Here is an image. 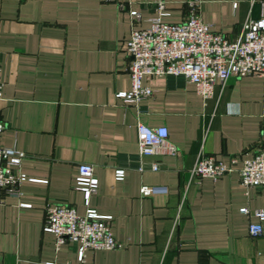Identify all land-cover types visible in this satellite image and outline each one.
I'll list each match as a JSON object with an SVG mask.
<instances>
[{"label":"crops","instance_id":"obj_1","mask_svg":"<svg viewBox=\"0 0 264 264\" xmlns=\"http://www.w3.org/2000/svg\"><path fill=\"white\" fill-rule=\"evenodd\" d=\"M158 1L0 0V146L26 153L15 171L28 177L19 196H2L0 264H264V230L249 232L264 220L240 211L264 210V187L243 186L237 171L264 145V77L232 76L205 99L183 77L145 76L153 96L141 114L118 96L132 86L130 11L147 28ZM263 11L264 0H203L201 17L233 39ZM164 12L163 21L182 22L186 0H165ZM139 117L167 126L178 153L140 155ZM200 155L238 161L219 179L201 178L192 174ZM81 163L94 164L99 179L89 205L75 187ZM116 167L126 168L121 180ZM144 185L164 190L144 196ZM54 203L111 215L121 246L83 259L71 241L57 248L43 229Z\"/></svg>","mask_w":264,"mask_h":264},{"label":"built area","instance_id":"obj_2","mask_svg":"<svg viewBox=\"0 0 264 264\" xmlns=\"http://www.w3.org/2000/svg\"><path fill=\"white\" fill-rule=\"evenodd\" d=\"M186 3L187 17L182 22L170 23L161 18V15L166 14L165 0H159L157 8L160 16L152 18L147 28L138 26L141 13L138 10L130 11L132 30L126 52L130 57L128 70L132 86L128 91L119 92L118 96L125 103L138 106L140 114L146 111L139 107L140 102L153 96L151 86L143 83L145 76L150 79L158 76L183 77L194 83L205 99L213 95L218 82L224 86L232 76L264 77V11L260 19H247L239 35L230 39L213 31L210 24L202 19L203 0H186ZM234 7H237V3H234ZM3 86L0 67V100L3 97ZM5 128L6 123L0 119V133ZM137 134L140 155L178 153V146L170 140L169 129L165 125L152 126L139 117ZM24 157V151L0 146V203L3 195L21 194L19 185L28 177L25 173H17L15 167L21 164ZM237 161L236 156L225 161L212 155H200L192 168V174L216 180L231 172ZM149 168L158 170L160 165L154 162ZM146 169L143 165L139 167L140 171ZM94 171V164L81 163L76 176L75 187L84 193L87 205L99 187V179ZM237 171L243 186L264 187V145L258 146L252 155L244 158ZM125 174L126 168L116 167L117 179H123ZM163 190L144 185L141 194L149 196ZM240 211L264 220L262 209L244 206ZM113 223L111 215H99L95 209L88 208L81 215L73 205L54 203L46 207L43 229L55 235L57 248L68 241L77 244L80 259H83L88 249L110 250L121 246L113 234ZM263 230L261 222L249 225L252 236L261 235Z\"/></svg>","mask_w":264,"mask_h":264}]
</instances>
